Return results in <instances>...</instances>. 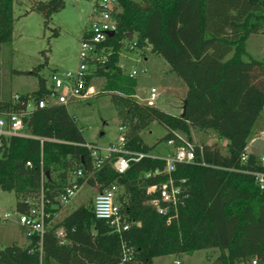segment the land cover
Here are the masks:
<instances>
[{
	"label": "trees",
	"instance_id": "1",
	"mask_svg": "<svg viewBox=\"0 0 264 264\" xmlns=\"http://www.w3.org/2000/svg\"><path fill=\"white\" fill-rule=\"evenodd\" d=\"M14 4L15 0H0V53L13 41ZM117 4L113 12L117 32L100 46L103 61L91 63L89 75L107 79L105 91L124 129L126 149L151 154L163 141L181 145L176 132L190 138L191 130H205L227 142L226 153L217 144L195 146V162L177 165L171 178L177 185L184 181L183 202L170 225L149 204L158 194L148 193L169 176L146 178L149 172L162 171L164 160L144 158L131 163L122 175L108 164L88 184L99 192L118 185L128 230L117 232L96 219L93 203L57 225L67 230L65 244L50 231L42 253L33 238L26 247L13 244L0 249V264H154L156 258L212 249L220 251L218 261L223 264L251 257L264 261V183L261 186L255 175L264 174V166L253 154L242 161L264 109V59H244L248 38L264 35V0H145L143 4L117 0ZM64 5L65 0L33 2L24 15L38 13L48 25ZM133 42L137 51L149 48L152 55L163 58L170 72L185 83L184 119L135 100V78L120 65L121 51ZM45 66L46 62L30 72H15L37 79V89L19 94L18 102L2 99L0 85V116L20 113L29 102L37 104L51 93L50 75H42ZM154 122L167 133L149 146L142 134ZM24 124L29 137L0 136V192L15 193L18 213H27V200L43 193L51 203L49 211L56 213V197L69 172L75 164L86 165L91 150L65 105L35 110Z\"/></svg>",
	"mask_w": 264,
	"mask_h": 264
},
{
	"label": "rangeland",
	"instance_id": "2",
	"mask_svg": "<svg viewBox=\"0 0 264 264\" xmlns=\"http://www.w3.org/2000/svg\"><path fill=\"white\" fill-rule=\"evenodd\" d=\"M47 0H15L13 41L4 45L0 53V85L2 99L9 100L18 93H31L37 89V79L31 75H20L18 72H30L44 64L42 75L48 76L55 70L60 72L75 71L79 64L80 45L88 28L90 15L96 0H65L64 7L51 15L50 22L45 25L44 18L38 13H29L31 4ZM143 4L145 0H133ZM121 51L120 65L125 74L136 72L135 100L144 103L151 88H157L159 98L156 107L176 116L182 114L186 100L187 87L176 75L169 73L170 66L160 56L152 55L149 48L144 53L136 49L129 50L128 44ZM128 48V49H127ZM248 56L264 59V35H252L246 43ZM107 79L91 77L90 85L95 88L96 95L81 101H72L68 111L73 116L87 143L98 147H107L117 143L120 136L121 121L111 100L110 93L105 91ZM256 130H264V112L255 126ZM166 130L158 123H152L142 134V140L149 146L156 145L166 135ZM182 140L190 142L194 147L204 144H217L223 154L226 147L223 141L213 136L211 131L191 130L190 138L184 133L176 132ZM173 148L166 142L156 145L152 155L165 156L172 153ZM77 166V165H76ZM76 166L71 169L72 171ZM97 191L88 184H83L70 204L58 209L55 224L76 209L84 206L91 208ZM34 203L37 199H29ZM17 197L14 192H0V249L13 244L26 247L27 239L17 222L15 215ZM5 214H11L10 221H3ZM218 249L202 250L192 255L181 257L167 256L154 259V264H215L219 262Z\"/></svg>",
	"mask_w": 264,
	"mask_h": 264
},
{
	"label": "built area",
	"instance_id": "3",
	"mask_svg": "<svg viewBox=\"0 0 264 264\" xmlns=\"http://www.w3.org/2000/svg\"><path fill=\"white\" fill-rule=\"evenodd\" d=\"M118 6L117 0H96L90 15L88 28L85 31V38L82 39L79 52V64L75 71H55L50 74L49 82L51 93L41 99L37 104L29 102L25 110L20 113H11L0 116V136L10 137H29L25 132L24 118L33 111L45 109L57 105L68 106L72 101H85L96 95L95 88L90 85L89 68L91 63L95 61H103L99 58L100 46L109 37L108 33H116L118 26L113 17V12ZM136 48V43L133 42L129 49ZM131 78L136 76L134 71L129 75ZM159 98L157 88H151L148 97L144 103L148 107H156V102ZM13 101H20L19 94L12 97ZM124 129L119 127L120 136L118 142L104 148L97 147L90 143L85 144V147L91 150V154L87 159L86 165L75 164L76 168L68 174L67 184L62 192L56 197L57 206L59 208L66 207L70 204L73 197L77 194L80 187L88 183L94 178L96 172L100 171L104 166L110 164L116 173L122 175L127 172L131 163H137L147 157L162 159L165 162V167L162 171H154L146 174V178L155 177L160 174L169 176L167 182L160 187H150L148 193H157L158 196L149 201V204L158 212V214L166 217V222L170 225L177 219L178 206L182 204L184 181L176 184L171 178V174L176 170L178 164H191L195 162V147L175 133L182 141L181 145L175 146L174 140L167 142V145L173 148L172 153L165 156L145 154L141 152H133L126 149ZM257 138L264 139V134ZM248 143L242 161H246L251 153L252 142ZM261 164L264 166V153L259 157ZM30 165V163H28ZM259 184L264 183V174H255ZM119 187L116 184L106 187L103 191H97L94 199V215L98 220L105 221L112 226L115 231L122 232L129 229V223L124 218L122 207L119 200ZM27 213H18L17 222L22 228L25 238L29 242L35 238L37 240L40 252L42 253V244L44 236L54 231V234L60 244H65L68 240L67 230L63 227H57L55 220L58 217V212L51 213L48 206L51 204L46 200L42 193L37 202L31 203ZM11 214H5L3 221H10ZM174 264H181L175 260ZM237 264H264V261L256 257L247 258L239 261Z\"/></svg>",
	"mask_w": 264,
	"mask_h": 264
},
{
	"label": "water",
	"instance_id": "4",
	"mask_svg": "<svg viewBox=\"0 0 264 264\" xmlns=\"http://www.w3.org/2000/svg\"><path fill=\"white\" fill-rule=\"evenodd\" d=\"M115 33L113 32H109L108 36L111 37L113 36ZM131 35L129 34V38L131 39ZM186 111H187V100L184 101V105H183V109H182V114L180 115L181 119H184L186 117ZM251 153L259 158L263 155L264 153V139L262 138H257L252 142V146H251ZM215 264H223L222 262H216Z\"/></svg>",
	"mask_w": 264,
	"mask_h": 264
},
{
	"label": "crops",
	"instance_id": "5",
	"mask_svg": "<svg viewBox=\"0 0 264 264\" xmlns=\"http://www.w3.org/2000/svg\"><path fill=\"white\" fill-rule=\"evenodd\" d=\"M13 31H14V30H13ZM169 73H171V72H170V69H169ZM171 74H173V73H171ZM174 75H175V74H174ZM18 94H29V93H18ZM186 95H187V94H186ZM1 98H2V97H1ZM165 112H167V113H169V114H172V113H170V112H168V111H165ZM263 112H264V109H263V111H262L260 117L258 118L257 122H258L259 119L261 118ZM172 115H174V114H172ZM257 122L255 123V125H254V127H253V131H252L254 135L252 136V138L250 139L249 142H251V140H253L254 138H257L258 136H261L262 134H264V130H263V129H261V130H259V131L256 130L255 126H256ZM211 133H212L213 136L217 137L216 134H215L214 132L211 131ZM222 141H223L224 146L226 147L227 142H226L225 140H222ZM113 144H114V143H113ZM109 145H112V144H109ZM95 146H97V145H95ZM107 146H108V145H107ZM97 147H98V146H97ZM100 148H104V147H100ZM21 230H22V228H21ZM22 232H23V230H22ZM23 233H24V232H23ZM26 242H27V241H26ZM19 246H21V245H19Z\"/></svg>",
	"mask_w": 264,
	"mask_h": 264
}]
</instances>
